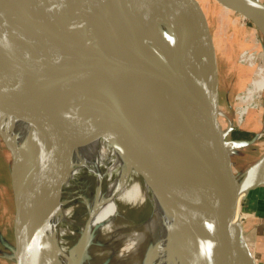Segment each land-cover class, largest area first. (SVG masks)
<instances>
[{
  "label": "water",
  "instance_id": "95a60500",
  "mask_svg": "<svg viewBox=\"0 0 264 264\" xmlns=\"http://www.w3.org/2000/svg\"><path fill=\"white\" fill-rule=\"evenodd\" d=\"M67 1L100 46L128 51V60L101 59L35 0H0V98L72 144L113 135L182 210L206 264H258L236 212L264 186V153L250 171L236 170L235 151L253 141L229 139L223 128L216 49L199 2ZM214 1L258 30L264 22L249 6ZM249 1L264 12V3ZM109 32L114 39L101 37ZM142 35L152 41L148 51Z\"/></svg>",
  "mask_w": 264,
  "mask_h": 264
},
{
  "label": "bare ground",
  "instance_id": "6f19581e",
  "mask_svg": "<svg viewBox=\"0 0 264 264\" xmlns=\"http://www.w3.org/2000/svg\"><path fill=\"white\" fill-rule=\"evenodd\" d=\"M35 1L59 18L72 36L101 59L122 63L130 57L128 51L118 52L100 46L84 25L71 15L67 0ZM118 1L139 6L138 0ZM233 1L264 13L249 0ZM257 25L264 42V22ZM93 27L100 33L97 21L93 22ZM101 37L114 39L110 32ZM140 43L147 51L153 47L150 37L144 35L140 37ZM259 87L264 88V80ZM237 113L238 121L242 122L249 114V107H242ZM0 125L3 130L6 126L12 137L10 141L20 166L12 177L41 264H93L87 259L91 252L104 257L100 261L102 264L207 263L204 248L199 240L193 239L182 210L134 155L125 146H119L115 137L114 140L111 138L113 135H98L72 144L3 98H0ZM8 125L13 131H9ZM253 164L245 170L250 171ZM47 176L50 180L45 186ZM74 177L75 181L84 177L94 179L92 197L81 201L88 209L87 218L79 222L64 217L66 226L48 225L42 201L51 195L62 196L58 189L66 182L68 186L72 185ZM145 206L150 207L149 215L141 224L130 225L121 220L125 209L142 210ZM94 238L101 239L105 248L92 251ZM18 260L26 261L21 256Z\"/></svg>",
  "mask_w": 264,
  "mask_h": 264
},
{
  "label": "rangeland",
  "instance_id": "374dc122",
  "mask_svg": "<svg viewBox=\"0 0 264 264\" xmlns=\"http://www.w3.org/2000/svg\"><path fill=\"white\" fill-rule=\"evenodd\" d=\"M197 1L207 17L215 44L221 87L219 95L222 91L220 111L224 114V117L221 115L220 120L223 128H227V119H229V123L233 122L232 127L238 133H244L242 136L247 140H255L252 145L236 150L233 156L236 170L243 171L256 162L264 153V88L259 87L264 80L263 38L260 30L251 22L222 8L214 0ZM261 2L264 3V0H261ZM245 106L249 107V114L244 117L242 122H239L237 112ZM249 117L252 118H250L249 126H247L246 120ZM252 125L258 126L253 128ZM9 128V131H11L12 127ZM246 128L255 129L257 135H259L257 139L255 132L248 133L245 130ZM4 129L0 125V264H25L26 261L27 264H41L35 243L24 220L18 193L17 198L20 207L18 241L20 248L19 252L15 253V205L13 203L10 173L11 175L14 171L16 173L18 169L20 170V166L12 148L11 136L9 137L6 126H4ZM232 137V135H228V138ZM13 141L16 145L17 141L14 138ZM47 177L49 179L44 182L45 186L49 184L50 180V177ZM76 180L74 177L72 185L68 186V182H66L58 189L62 191V196L51 195L47 200L42 201V208L46 207L44 215L48 225L66 226L64 217L79 222L87 218L88 209L81 201H86L92 197L94 179L84 177L79 180L76 178ZM43 195L44 193L41 198ZM61 203H63L62 206H59ZM243 207L242 205L241 212L244 216L240 221L244 222L246 214ZM149 210V206H145L142 210L125 209V213L121 215V220H126L130 225L141 224L149 215ZM91 247L93 251L103 249L105 245L101 239L94 238L91 241ZM19 256L26 261L20 262L18 260ZM103 258L95 256L91 252L87 259L93 264H102L103 261H100Z\"/></svg>",
  "mask_w": 264,
  "mask_h": 264
},
{
  "label": "crops",
  "instance_id": "0c3cea01",
  "mask_svg": "<svg viewBox=\"0 0 264 264\" xmlns=\"http://www.w3.org/2000/svg\"><path fill=\"white\" fill-rule=\"evenodd\" d=\"M221 88V87H220ZM222 91H220L221 96ZM221 115L224 114L221 112ZM252 117H249V119L246 120V125L249 126V120ZM227 128H230V135H232V138L229 139H236V140H246V141H253L255 140H247L244 135V133H238L234 127H232L233 122L229 123V119H227ZM254 126V125H252ZM254 126L253 128H257ZM246 132H255L256 139L259 135L256 133L255 129H245ZM241 135V136H239ZM252 143V144H253ZM251 144V145H252ZM250 146V145H249ZM241 205H243V211L246 214L244 222H243V230H244V236L248 243V245L251 247L255 258L257 260L258 264H264V186L250 192L244 203L243 201L238 204L237 212H236V218L240 221L244 214L241 212Z\"/></svg>",
  "mask_w": 264,
  "mask_h": 264
}]
</instances>
